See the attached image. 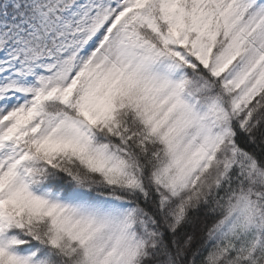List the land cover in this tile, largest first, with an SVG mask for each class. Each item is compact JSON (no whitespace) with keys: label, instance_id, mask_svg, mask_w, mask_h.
<instances>
[{"label":"snow or ice","instance_id":"1","mask_svg":"<svg viewBox=\"0 0 264 264\" xmlns=\"http://www.w3.org/2000/svg\"><path fill=\"white\" fill-rule=\"evenodd\" d=\"M0 264H264V0H0Z\"/></svg>","mask_w":264,"mask_h":264}]
</instances>
